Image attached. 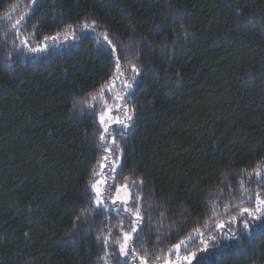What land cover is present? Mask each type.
<instances>
[{
  "label": "trees",
  "instance_id": "trees-1",
  "mask_svg": "<svg viewBox=\"0 0 264 264\" xmlns=\"http://www.w3.org/2000/svg\"><path fill=\"white\" fill-rule=\"evenodd\" d=\"M69 29L56 49L21 45ZM117 60L137 73L114 148L115 183L142 218L127 257L116 249L130 215L92 190L107 152L95 109ZM257 169L264 0H0V264L159 263L264 198ZM238 233L213 264H264V229Z\"/></svg>",
  "mask_w": 264,
  "mask_h": 264
},
{
  "label": "rangeland",
  "instance_id": "rangeland-1",
  "mask_svg": "<svg viewBox=\"0 0 264 264\" xmlns=\"http://www.w3.org/2000/svg\"><path fill=\"white\" fill-rule=\"evenodd\" d=\"M75 38L73 30H67L65 32H63L62 34L58 35V38L55 41H52L51 39H48L47 41L44 40L43 42H32L31 40H27V43L25 44V40L21 39V45L31 54V55H38L41 54L43 52H46L47 50H49V48H58L60 45L68 43L70 41H72V39ZM44 43L48 44V48L45 51H39V52H33L30 51L31 48H35V47H41ZM122 72V71H121ZM137 73L135 70H132L131 73L129 74H125L122 72V75L116 74V76L112 79V81L110 82V84L106 87L105 92L103 93V99L107 102V107L113 109V112L111 113V115L113 116V118H115L117 115H119V118L121 120H124L129 126L128 127H123L122 125H117L115 123H109L108 124V132H104V137L105 140L103 141V144L106 145L105 149L107 150L105 156L101 159L95 175H94V179L92 182V185L95 184L96 188L92 187V190L94 192V201L96 203V199H97V189H99V196L100 199L102 201L101 205H98L96 203L97 206H101L103 207L104 205H106V207L111 211L116 212V209H119L120 212H124V208L127 207L129 209H131V211L129 212H125L128 213V215H130V218L133 221V225L132 228L137 229L139 223L136 222L137 221V216L135 215L136 212H138V205L136 204V198L134 200V197L132 195L131 192V188L129 187L128 184H116V180H115V175L117 172V169L120 166V161H121V152H116L114 148L118 147L117 146V134L119 133H123L124 131H128L131 129V122H132V111L129 108V105L127 104V95L130 92L132 85L136 79ZM131 85V87L129 88L128 85ZM112 88V94L110 95L108 92L109 88ZM113 96H118V97H122L123 99L121 100H114L112 97ZM101 99V98H100ZM117 105H119L120 107V111L117 112ZM95 112L98 113V119L100 117V115L102 113H104L107 117V113L105 110V107L103 105L99 104V108L95 109ZM131 117V120H128V117ZM100 121V120H99ZM101 127L103 128L104 126L101 125ZM109 132L111 133V138L109 137ZM116 152V153H115ZM115 153V154H114ZM261 175L264 176V169H261ZM97 181H99V183H97ZM114 183V187L112 186ZM261 199H264L262 197H260ZM113 201H115V203H113ZM124 201H126V204L124 203ZM257 204V201H256ZM256 204H254L252 207H249L250 209L255 208ZM259 222H257L258 224ZM225 228L224 229H215V232H210V233H204L205 236L212 234L215 235L216 231H226L228 225L224 224ZM234 230L236 231V235H239V230L241 229V225H240V221H237V223L233 226ZM129 235L133 238V234L134 232H132L131 230L128 232ZM194 235H197L194 234ZM193 235V236H194ZM131 238V240H132ZM131 240H129L127 242V246H128V250H129V245ZM185 242L188 241L184 240ZM217 241L220 244V247L222 248V246L227 243L224 240H222L221 237L217 236ZM229 242V241H228ZM198 243V242H197ZM174 251L172 252V254L170 256H168L165 260L156 263V264H185V262L183 261V257L186 255H189L192 251H196V247L195 244H189L188 249L186 250L184 248V246L182 245L180 250H179V257L180 259L177 258L176 255V251L175 249H173ZM212 250V242H209V251ZM220 252V251H219ZM218 252V253H219ZM217 253V254H218ZM197 255L199 256L200 253L197 252ZM138 264H141V260L138 262ZM146 264H149L146 262ZM193 264H195V261H193Z\"/></svg>",
  "mask_w": 264,
  "mask_h": 264
},
{
  "label": "snow or ice",
  "instance_id": "snow-or-ice-1",
  "mask_svg": "<svg viewBox=\"0 0 264 264\" xmlns=\"http://www.w3.org/2000/svg\"><path fill=\"white\" fill-rule=\"evenodd\" d=\"M8 18L11 19L10 16ZM19 23H20V21L18 20L17 24H19ZM85 27H87V25H85ZM93 31H95V28H93ZM58 35L59 34H57V36H54V37H45V40L47 41L48 39H51L52 41H55L58 38ZM103 39L105 41H108L107 35H104ZM24 43L26 44L27 41H25ZM108 43L111 44V41H108ZM47 48H48V44L44 43L41 47L31 48L30 51H33V52L45 51V50H47ZM112 51H114V48L112 49ZM116 70H117L118 76L122 75L118 60L116 62ZM128 87L130 88L131 85L129 84ZM101 91H103V89H101ZM108 92L110 95L112 94V88L111 87L108 89ZM112 98L114 100L123 99L122 97H118V96H113ZM98 103L105 107V110L107 113V117L104 113H102L99 117L100 124L104 126L103 127L104 132H108V124L109 123H115L117 125H122L125 128L129 126L124 120H121L119 118V115H117L115 118H113V116L111 115V113L113 112V109L107 107V102L103 99V96H101V99ZM120 110L121 109H120L119 105H117L116 111L119 112ZM127 119L131 120V117L129 116ZM109 137L111 138L110 132H109ZM100 140L104 141L105 137L103 135H101ZM105 146L106 145L102 144L101 148L103 149V147H105ZM255 176L260 178L257 182H264V176L261 175L260 169L256 170ZM97 183H99V181H97ZM112 186L113 187L115 186L114 183ZM242 186H243V182H241V187ZM92 187L96 188V185L93 184ZM249 199H251V197ZM255 199L257 201L255 208H253V209L242 208L239 211V215L241 216L240 225H241V229L243 231V234H245V235H251V230H254L257 227L264 229V199L260 198L259 193L256 194ZM96 203L98 205L102 204V201H101L100 196H99V189H97ZM113 203H115V201H113ZM124 203L126 204V201H124ZM103 207H106V205H104ZM115 211L117 212L118 215L121 214L119 209H116ZM129 211H131V209H129L127 207L124 208V212H129ZM135 215L137 216L136 222H139L142 218L139 216L138 212H136ZM257 222H259V223L257 224ZM236 223H237V217L236 216L230 217L226 231H223V232L216 231L215 235L209 234V235L205 236V234L203 232L196 230L197 235L189 236L187 242L181 241L179 244L174 245V249L176 251L177 258L180 259L179 250H180L182 245L187 250L189 247V244H195L196 251H192L189 255H186L182 258L183 261L185 262V264H193V261H195V264H213L212 257H214L219 251L222 250L219 242L217 241V236L221 237L222 240H224L225 242L239 239V237L236 235V231L234 230V227H233ZM216 228L217 229H224L225 225L223 223H220L216 226ZM131 231L135 232L136 229L132 228ZM117 235H120V233H117ZM131 238L132 237L129 235L128 232H124L123 233V242H118L119 248L116 249V251H118L120 254H123L125 257L129 256V250H128L127 242L129 240H131ZM139 239H140V237L138 236L137 240H139ZM210 241L212 242V250L211 251H209V242ZM104 243L107 244V240H105ZM225 246H227V245H225ZM131 251L134 253L135 248H132ZM197 252L200 253L199 256L197 255ZM132 259H136V257L133 256ZM140 260H141V264H146V261H144L143 258H140ZM106 264H107V261H106Z\"/></svg>",
  "mask_w": 264,
  "mask_h": 264
}]
</instances>
